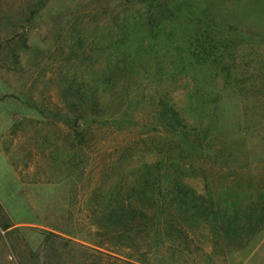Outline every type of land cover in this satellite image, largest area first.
Here are the masks:
<instances>
[{
  "label": "trees",
  "instance_id": "1",
  "mask_svg": "<svg viewBox=\"0 0 264 264\" xmlns=\"http://www.w3.org/2000/svg\"><path fill=\"white\" fill-rule=\"evenodd\" d=\"M228 1L119 0L105 5L104 20L98 12L89 14L83 25L95 24L94 29H70L67 56L53 76L58 102L53 105L58 107L51 117L74 129L72 141L67 133L63 164L69 171L80 170L92 191L84 211L66 210L63 225H44L49 234L75 242L107 264H150L144 258L159 246L167 242V252L175 251L187 241L189 228L222 216L217 204L183 180L205 177L208 164L222 163V148L208 147L220 89L201 92L195 85L184 109L173 94L178 80H193L197 73L208 72L225 83L239 81L226 61L246 40L233 23V5L241 0H232L226 9L221 4ZM46 2L30 0V18ZM248 7L264 14V0H251ZM32 107L42 115L47 110L34 101ZM90 130L96 151L91 169ZM149 155L150 160L143 159ZM125 158L131 162L124 169ZM213 229L225 233L227 227Z\"/></svg>",
  "mask_w": 264,
  "mask_h": 264
},
{
  "label": "rangeland",
  "instance_id": "2",
  "mask_svg": "<svg viewBox=\"0 0 264 264\" xmlns=\"http://www.w3.org/2000/svg\"><path fill=\"white\" fill-rule=\"evenodd\" d=\"M117 1L47 0L30 18V0H0V264H107L75 242L49 234L44 225H63L66 210L84 211L92 191L79 177L80 170L69 171L63 164L74 129L51 117L58 107L53 105L56 65L67 56L70 29L82 30L90 13L106 19L105 5L113 7ZM250 1L233 5V23L246 40L226 61L238 74L242 90L235 80L225 83L203 72L193 80L191 76L178 80L173 94L184 109L195 85L201 92L220 89L214 137L208 147L222 148V163L208 164L205 177L189 175L183 180L217 204L222 216L217 222L210 218L207 224L189 228L187 241L175 251L167 252L165 242L155 255L145 256L147 263L264 264V14L249 8ZM221 5L230 9L232 0ZM83 26L86 32L95 24ZM32 101L47 108L43 115ZM93 136L90 130L89 169L96 156ZM128 161L131 158L122 160L124 169ZM215 225H225L227 230L215 234Z\"/></svg>",
  "mask_w": 264,
  "mask_h": 264
}]
</instances>
